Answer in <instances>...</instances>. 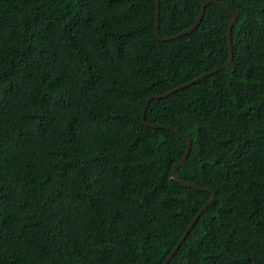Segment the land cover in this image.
I'll return each instance as SVG.
<instances>
[{
    "label": "trees",
    "instance_id": "obj_1",
    "mask_svg": "<svg viewBox=\"0 0 264 264\" xmlns=\"http://www.w3.org/2000/svg\"><path fill=\"white\" fill-rule=\"evenodd\" d=\"M216 1L230 64L144 108L227 60L230 13L159 40L154 0H0V264H161L210 197L179 133L214 198L165 264H264V0Z\"/></svg>",
    "mask_w": 264,
    "mask_h": 264
},
{
    "label": "water",
    "instance_id": "obj_2",
    "mask_svg": "<svg viewBox=\"0 0 264 264\" xmlns=\"http://www.w3.org/2000/svg\"><path fill=\"white\" fill-rule=\"evenodd\" d=\"M154 2H155V24H154V32L156 34V38L159 39V40H168L170 38H175V37L180 36L182 34L191 32L198 25V23H199V21H200V19L202 17L204 8H205V6L207 4H215L218 7L222 8L223 10L227 11L228 13H230L231 14V18H230V21L228 23L227 30H226L228 58H227V60L224 63H222V64H220L218 66H215V67L211 68L210 70H208V71H206V72H204V73H202V74H200V75H198V76H196V77L188 80L187 82H185L183 84L178 85L177 87H174V88L166 91L163 94L149 95L145 99L144 108L146 107L147 102L150 99L164 97L166 94H168L170 92H173L176 89H179L181 87H184V86H186V85H188V84H190V83H192L194 81H197L199 78H202V77H204V76H206V75H208V74H210V73H212V72H214V71H216L218 69H221V68H224V67L228 66L230 64L231 56H232V53H231V43H230V29H231V26H232L235 18H236L234 11L228 9L226 6L222 5L220 2H218L216 0H206L205 2H203L201 4L199 13L197 14L196 18L194 19V21L192 22V24L189 27H187V28H185V29H183V30L177 32L176 34L171 35V36L161 37L158 34V30H157V27H158V15H159L158 0H154ZM142 119H143V116H142ZM144 123H146V122H144ZM147 125L148 126H156V125H151V124H147ZM157 127H160V126L158 125ZM172 131H174V130H172ZM178 135L185 140V148H184V151H183V154L181 155V157L171 167V175H172V177L174 178V180H176L180 184H182L184 186H187L189 188H192V189H195V190H208V191H210V197L199 208V210L196 212V214L194 215V217L191 219L190 223L188 224V226L184 230L183 234L180 236V238L178 239V241L176 242V244L174 245V247L172 248V250L170 251V253L167 255V257L165 258V260L161 264H165L168 261V259L172 256V254L178 248L179 244L182 242V240L184 239V237L186 236L187 232L192 227L193 223L196 221V219L198 218V216L200 215V213L206 208V206L214 198V193L209 188L203 187V186H200V185H197V184H194V183L183 182V181H180L179 179H177V177L175 175V169L185 159V157L187 156L188 151H189V146H190V141H189V139H188V137L186 135L180 134V133Z\"/></svg>",
    "mask_w": 264,
    "mask_h": 264
}]
</instances>
